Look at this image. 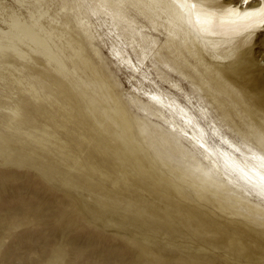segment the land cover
I'll list each match as a JSON object with an SVG mask.
<instances>
[{"label": "bare ground", "instance_id": "obj_1", "mask_svg": "<svg viewBox=\"0 0 264 264\" xmlns=\"http://www.w3.org/2000/svg\"><path fill=\"white\" fill-rule=\"evenodd\" d=\"M43 1L47 0L33 2V11L27 12L28 18L21 17L16 11L0 18L2 27H0V58L4 56L1 64L11 73H22L21 68L10 65L9 61L13 59L14 62L17 59L22 61L32 55L37 61L46 63L48 70V73H45L33 69V74L46 80L51 87L53 85L58 87L52 94L50 86L37 80L41 91L35 89L31 83H27L29 88H23V91L30 92L34 100H38L39 103L46 100L53 106V111H47L44 117L38 115L37 121L40 126L37 130L42 132L43 136L26 133L31 138L29 142L31 147L38 149V155L46 157L49 159L48 162L54 164L51 169L38 160L37 171L41 173L46 167L47 175L52 181L60 183L64 188V196L82 213L100 218L104 227H113L122 232L130 231L139 241L153 240L149 230L145 228L148 220L141 218L139 214L145 212L150 213L151 216L156 213L159 221L155 226L163 225L164 264H263L264 259H244L248 255V250L264 245V243L258 245V242L241 243L243 238H250L253 235L251 230L241 228L240 230L239 227H235L234 220L230 225L223 226L211 220L196 210L198 207L196 202L192 201L193 205L190 206L183 198L177 196L178 189H173L174 195L170 198L167 195L168 198H164L163 192V199L159 196L162 193L156 191L154 197V204H157L156 212L151 210V207H155L154 204H151L150 210L146 209L150 199L144 198V192L148 190L145 182L149 183L152 173L143 181L128 175L132 171L136 175L143 173L144 164L140 160L134 163L129 160L132 156L127 153L129 150L124 145L123 138L116 140L119 145H123L122 152L119 151V145L114 149L106 140L105 144L104 140H98L97 134L102 130L103 135H112L115 128L119 127L120 131L126 133L129 128L126 112L123 108H118L113 110L115 114L106 120L102 111L96 108L95 100L90 98L87 89L92 93L99 90L103 93L104 82L98 80L95 69L87 61L89 59L81 58L83 57L81 51H76L79 48L72 43V40L66 39L65 32H52L54 28L51 26L58 24L56 19L42 8ZM56 1L60 13H72L75 24L80 28H91L94 25L93 19L97 21L98 26L105 27V36L111 41L109 56L125 68L130 74L129 78L137 83H130L133 93L155 109L153 117L168 128V133H174L188 143V148L183 146L177 148L183 158L197 160L200 165L197 170L202 175H206L211 182H219L221 188L232 189L244 201L264 206V150H256L246 144L239 145L231 140L210 119L204 106L196 105L186 96L182 98L177 96L181 88L175 80L158 72L159 78L163 79L170 89L158 87L154 79L149 78L151 72L148 66L160 51L159 40L154 36L160 33L165 37L166 43H172V48L173 42L175 43L177 39L192 59L195 54L190 51L188 40L192 44L195 42L200 51L207 52L212 63L234 62L231 68L217 70L218 77L208 70H205L204 74L196 75L193 74L194 66L190 64L182 66L178 62L181 50L174 46L166 55L167 60L158 59L166 69V73L169 71V74H176L185 79H195L196 82L211 85L220 92L230 80L261 73L263 69L253 64V61L261 54L256 49L264 48V0ZM135 15L146 21V24L138 21ZM42 20H46L50 27L44 26ZM165 48L168 49L169 45H165ZM72 52L73 54H69ZM130 52L135 56V61ZM174 52L176 53L171 59L169 55ZM184 59L185 56L181 54L180 60L186 62ZM67 63L72 66V70ZM76 70L89 75L90 85L93 86L87 89L81 88L78 92H72L71 88L62 90L61 87L66 86L62 84L59 76L67 78L76 75ZM8 74L9 77L12 76L9 72ZM29 75L32 74L28 72L27 76ZM81 80L82 78H78V83H81ZM13 82L19 86L24 85L22 79ZM69 83L72 84L73 81L69 80ZM10 87L3 90L11 96L15 86ZM46 91L49 95L45 94ZM106 91L110 92V89L106 88ZM59 99L65 102L60 104L57 101ZM22 102L23 100L13 108L4 107L11 116L3 120V126L13 130L11 135H14L17 141L20 140L18 138L20 131H26L31 127L27 120L18 114L24 108ZM80 103H84V108L88 110V120H76L72 113L71 109ZM216 103L225 116L223 100L217 99ZM139 109L144 111L141 107ZM109 121L112 123H107ZM86 135L89 136L87 142L84 141ZM77 137L81 140H77ZM156 140L161 147L170 143L168 136L163 133H158ZM91 141L93 144H90ZM45 143L53 145L54 149L46 146ZM155 163L158 165L155 172L159 176L155 178L157 183L154 181L153 184L157 190L164 188L165 183H168L169 187L174 186L171 181L176 183L175 187L180 186L177 185L180 180L176 172L172 170L168 172L167 176L170 177L168 181L162 175L163 164L159 161ZM60 166L77 169L80 174L77 177L66 174ZM94 172L97 174L94 175ZM61 175L64 178L62 182L59 178ZM77 190H80V194H74ZM199 200L204 206L212 207L211 202L203 195L199 196ZM171 202L180 210H189L190 218L185 217L180 211L170 209ZM220 205V212L228 213L229 208ZM232 237L238 238L239 241H234Z\"/></svg>", "mask_w": 264, "mask_h": 264}, {"label": "rangeland", "instance_id": "obj_2", "mask_svg": "<svg viewBox=\"0 0 264 264\" xmlns=\"http://www.w3.org/2000/svg\"><path fill=\"white\" fill-rule=\"evenodd\" d=\"M35 1L0 0V18L15 11L21 17H27L29 16L27 12L33 11V2ZM46 2L48 3L46 4ZM46 2H42V4L44 3L43 5L41 4L42 8L46 9L48 14L50 13L49 15L56 19L58 24L51 26L54 28L52 32H65L66 39L72 40V43L79 48L76 51H81L83 56L81 58L89 59L87 61L95 69V75L98 80L104 82L103 93L100 90L92 93L91 90L87 89L93 86V84L90 85L89 75L82 74L77 72L79 70H76V75L78 74L81 77L75 74L67 78L59 76L62 84L66 86L61 87V89L67 90V88H71L72 92H78L81 88L87 89V93L90 92V98L95 100L96 108L102 111L106 120L115 114L113 110L124 109L128 117L127 125L129 127L126 133L120 131L121 128L119 127L115 128L112 135H103L104 131L102 130L97 134L99 135L98 140H104V144L106 140L116 149L117 145H119L116 140L123 138V143L129 150L127 153L132 156L129 160L132 163L140 160L144 164L143 173L136 175L132 171L133 174L129 173L128 175L143 181L145 177L152 173L149 177L151 178L149 183L145 182L148 190L144 192V198L150 199L146 209L150 210L151 204H154L156 191L162 193L159 196L163 199V192L164 198H170L174 195L172 194L174 192L173 189H178L177 196L183 198L186 204L190 206L193 205L192 201L196 202L198 204L196 210L211 220L220 223L222 226L230 225L232 220H234L236 223L235 227L251 230L253 235L250 238H243L241 243L255 244L258 242V245H263L264 206L255 202L244 201L232 189L221 188L217 181L211 182L206 175H202L197 170L200 166L197 160L189 157L183 158L178 153L177 148L181 146L188 148V143L174 133H168V128L160 120L153 117L155 109L148 106L143 99L133 93L130 83H137L129 78L130 74L125 68L113 61L109 56L111 41H108L109 39L105 36V27L98 26L97 21L93 19L94 25L91 28H80L75 24V18L72 13H60L56 0H52V2L47 0ZM46 7L49 8L47 9ZM131 13L134 15L133 12ZM136 17L138 21L146 24V21L138 16ZM42 24L48 26V28L50 27L46 20H42ZM154 36L159 40L160 51L156 58L152 59V63H148L151 72L149 78H153L158 87L169 90L168 84L157 75L158 72L166 74L167 77L179 84L181 90L177 92V96L179 95V98L186 96L196 105L204 106L210 119L214 121L223 134L239 145L246 144L256 150L263 151L264 48L261 50L256 49L261 54L253 61V64L263 69L262 72L245 75L243 78L237 77V80H230L225 83L220 92L211 85L207 86V84H202L199 81L196 82L195 79H185L176 74H169V71V73H166V69L158 62V59L167 60L166 55L170 50H173L174 46H177L179 51L181 50L178 62L182 66L190 64L195 69L193 74H204L205 70H208L216 77L219 76L217 70L231 68L234 62L212 63L211 57L207 52L200 51L195 42L192 44L188 40L187 45L192 54H195L194 59H192L177 39L175 43L173 42L174 46L172 48V43H166L162 34L158 33ZM165 45H169V48L166 49ZM175 53L169 55V57L173 59ZM69 54H73V52ZM181 54L185 56L184 60L186 62L180 60ZM130 55L135 61V56L131 52ZM27 57L24 59L25 61L18 59H15V62L13 61L14 59L9 61L10 65L21 68L24 72L23 75V72L11 73L1 64L4 56L2 59L0 58V75L2 76H0V102H3V105L0 104V264H164L163 225L155 226L159 221L156 213L154 215L151 214V216L150 213L145 212L139 214L141 218L148 220V223L151 222L150 224H145V228L149 230V234L153 238L152 241H139L138 237L130 231L122 232L113 227H104L100 222V218L82 213L77 206L72 202L71 204L64 196V188L60 183L52 181L47 175L46 167L43 168L41 173L37 171L36 163L38 160L47 164L51 169L54 164L48 162L47 160L49 159L46 157L38 155V149L31 147L29 144L31 138L26 133L31 132L32 134L43 136V133L37 130V127L40 126L39 121H37L39 119L38 115L44 117L47 111H53V106L48 104L46 100L39 103L38 100H34L30 92L23 91L24 87L29 88L27 83H31L35 89L37 88L38 91H41L37 80H41L48 87L50 86L46 80L37 77L32 71L33 69H39L41 72L45 71V73H48L46 63L37 61L32 55ZM68 67L72 70L70 64H68ZM154 69H157V71ZM196 70L198 71L195 72ZM8 72L12 76L9 77ZM28 72L32 75L27 76ZM78 78H82L81 83H78ZM21 79L24 83L22 86L13 82ZM69 80L73 81V83H69ZM9 86H11L10 88L16 87H14L11 96L3 90ZM106 88H109L110 92H107ZM57 89L58 87L53 85L51 87L52 94ZM45 94L49 95L47 91ZM217 99L224 102L225 116L222 115L223 111L219 109L216 103ZM22 100L24 108L18 114L25 118L31 127L26 131L21 130L18 137L20 140L17 141L15 136L11 135L13 130L3 126V120L11 116L5 109L7 107L13 108L17 103H21ZM51 100H53L52 95ZM57 101L60 104L65 102V100L61 99ZM84 107L85 104L80 103L71 109L76 120L89 119L88 110ZM140 107L144 111L139 109ZM107 123L111 124L112 122L109 121ZM93 125L95 126V124ZM34 126L36 128H33ZM158 133L166 134L170 139V143L161 147L156 140ZM86 136L85 142L89 138L88 135ZM109 137H111V140H109ZM77 140L80 141L81 138L77 137ZM90 144H93V141ZM45 145L54 149L53 145H48L47 143ZM109 151L113 152L111 149ZM119 151H123V145H119ZM89 152L92 151L89 150ZM117 158L119 159L120 157L118 156ZM156 161L163 164L162 175L166 180L170 181V177L167 174L171 170L179 175L180 181H178L177 185L180 186L175 187L176 183L171 181L174 186L169 187L168 183H163L164 188L156 189L153 184L154 181L157 183L155 178L159 176L155 172L158 166L155 163ZM138 165L140 166V164ZM60 168L66 174H71L75 177L80 174V171L74 168L67 169L63 166H60ZM96 174L94 172V175ZM59 178L61 182L64 179L62 175ZM79 192L80 190H77L74 194H80ZM200 195L209 200L212 207L204 206L203 202L199 200ZM220 204L229 208L228 213L220 212ZM154 205L155 207H151V210L156 212L157 204ZM176 207V204L171 202L170 209L180 211L185 217L190 218L189 210H180ZM225 220L227 221L225 222ZM237 234L239 235L240 233ZM129 238L132 239L130 240ZM232 238L236 242L239 241L238 238ZM248 251V255L244 258L245 260L264 259V245Z\"/></svg>", "mask_w": 264, "mask_h": 264}]
</instances>
